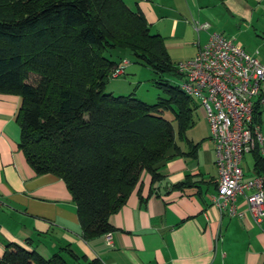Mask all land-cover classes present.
<instances>
[{
	"label": "trees",
	"instance_id": "trees-1",
	"mask_svg": "<svg viewBox=\"0 0 264 264\" xmlns=\"http://www.w3.org/2000/svg\"><path fill=\"white\" fill-rule=\"evenodd\" d=\"M115 47L131 50L156 73H177L163 37L124 0H0V91L21 96L19 147L36 173L65 181L86 238L115 229L110 215L141 185L142 172L153 186L166 161L194 155L199 144L186 136L198 102L178 83L155 79L164 94L154 102L104 90L125 57L106 54ZM251 153L254 173L264 174V154L258 147ZM192 177L171 187L193 186ZM0 264L72 263L59 252L44 258L7 243ZM85 264L104 263L94 257Z\"/></svg>",
	"mask_w": 264,
	"mask_h": 264
},
{
	"label": "crops",
	"instance_id": "crops-1",
	"mask_svg": "<svg viewBox=\"0 0 264 264\" xmlns=\"http://www.w3.org/2000/svg\"><path fill=\"white\" fill-rule=\"evenodd\" d=\"M124 1L142 10L174 62L193 56L213 30L248 52L259 50L264 61V0ZM203 21L206 28L194 27ZM20 103L19 94L0 91V255L7 243H18L44 258L59 252L72 264L94 257L104 264H264V219L254 221L244 194L236 196L234 214L211 200L217 167L209 131L203 138L187 133L199 142L195 154L166 161L153 186L150 174L142 172L141 185L110 215L115 229L86 238L65 181L51 172L36 173L19 147ZM257 121L264 134V106ZM178 143L188 150L186 140ZM250 154L252 171L242 166L244 177L254 174ZM188 173L195 185L171 187Z\"/></svg>",
	"mask_w": 264,
	"mask_h": 264
},
{
	"label": "built area",
	"instance_id": "built-area-1",
	"mask_svg": "<svg viewBox=\"0 0 264 264\" xmlns=\"http://www.w3.org/2000/svg\"><path fill=\"white\" fill-rule=\"evenodd\" d=\"M193 24L201 29L209 23ZM128 62L129 58L123 57L111 70L110 77L124 74ZM175 66L182 78L180 88L197 100L209 126L217 167L212 202L234 214L235 198L244 194L248 212L255 222H261L264 174L244 177L241 164L244 155L256 147L264 153V134L254 118L256 109L264 106V61L259 50L248 52L213 30L193 56L178 60Z\"/></svg>",
	"mask_w": 264,
	"mask_h": 264
},
{
	"label": "rangeland",
	"instance_id": "rangeland-1",
	"mask_svg": "<svg viewBox=\"0 0 264 264\" xmlns=\"http://www.w3.org/2000/svg\"><path fill=\"white\" fill-rule=\"evenodd\" d=\"M106 51V54L111 53L114 57L118 55H124L129 58L128 64L125 66V73L118 77H110L105 86V91H111L115 94H126L134 92L136 96L147 101H156L159 95H163V90L154 83L155 79H167L171 83H180L182 78L173 70L156 73L153 69L142 62H139L131 50L127 48L115 47ZM122 50V51H121ZM171 118V114H168ZM174 126H176L175 120H173ZM209 131L207 120L202 110L197 106L194 111V124L186 130V134L194 135L195 137H204ZM197 139V138H195ZM196 141V140H194ZM247 160L242 161L244 170L251 172V154L246 153Z\"/></svg>",
	"mask_w": 264,
	"mask_h": 264
}]
</instances>
